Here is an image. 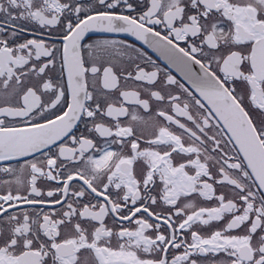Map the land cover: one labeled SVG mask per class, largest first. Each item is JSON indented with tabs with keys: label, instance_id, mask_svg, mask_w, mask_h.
I'll return each mask as SVG.
<instances>
[{
	"label": "snow or ice",
	"instance_id": "1",
	"mask_svg": "<svg viewBox=\"0 0 264 264\" xmlns=\"http://www.w3.org/2000/svg\"><path fill=\"white\" fill-rule=\"evenodd\" d=\"M0 264H264V0H0Z\"/></svg>",
	"mask_w": 264,
	"mask_h": 264
}]
</instances>
